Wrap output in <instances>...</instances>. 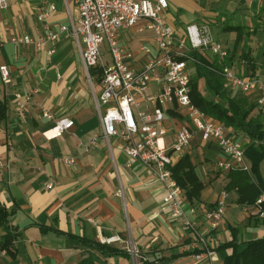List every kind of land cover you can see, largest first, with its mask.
I'll return each mask as SVG.
<instances>
[{
	"label": "crops",
	"instance_id": "crops-1",
	"mask_svg": "<svg viewBox=\"0 0 264 264\" xmlns=\"http://www.w3.org/2000/svg\"><path fill=\"white\" fill-rule=\"evenodd\" d=\"M6 2L7 8L0 9V67H7L11 82L5 84L0 74V102L6 107L0 121V205L17 238L11 250L0 247V264H78L84 259L98 264H133L126 254L104 257L81 241L102 243L116 236L122 241L132 240L143 263L210 264L208 259H195L202 248L190 239L180 220L169 218L167 212L158 214L164 191L147 168L139 162L128 167L122 142L114 138L109 148L103 139L93 93L98 94L101 87L97 81L90 84L76 41L60 31L61 26L71 25V19L76 22L75 1ZM168 4L164 18L177 38L186 35L187 27L196 25L207 28L218 43L219 37H225L227 45L234 43V50L237 33L227 31L228 26H245L246 33L256 28L260 30L258 34L264 31V2L260 0H168ZM50 5L55 6L54 11ZM224 11L229 17L221 20ZM238 11L250 21L242 25ZM43 14H47L45 19H41ZM256 20L258 25H253L251 21ZM50 32L56 33L57 39L47 40L41 48L12 43L18 36L39 40ZM118 42L126 56L125 63L136 72L149 60L144 48L157 54L154 34L147 29L146 20L120 31ZM228 47L224 48L230 55ZM51 50L55 53L49 55ZM200 55L215 68H221L212 53ZM231 68L244 78L253 73L264 74V65L256 63L257 69L252 71L237 57ZM194 71L195 66L190 63L191 77ZM158 85L152 84L151 90ZM35 90L39 93L31 94ZM226 91L229 96L243 97L255 104L253 115L261 113L256 94H243L228 86ZM16 93L32 95L24 114L18 113L14 105ZM43 110L50 112L53 119L43 118ZM62 119L73 120L74 127L62 137L44 135ZM187 123L188 118L176 104L166 108L168 146L180 126ZM232 134L241 143L247 141L240 132ZM184 154L190 156L205 184L195 204L182 196L185 208L197 209L191 219L208 234L215 264H223L231 251L222 247L233 240V230L238 231L241 244L264 237V226H256L253 206L239 204L236 191H226L229 172L219 164L228 156L215 142L203 141L196 132ZM66 159L74 160V164L67 165ZM222 191L229 194L227 208L222 226L213 231L205 214L216 207ZM5 234L0 226V241ZM111 245L126 251L123 242Z\"/></svg>",
	"mask_w": 264,
	"mask_h": 264
},
{
	"label": "built area",
	"instance_id": "built-area-1",
	"mask_svg": "<svg viewBox=\"0 0 264 264\" xmlns=\"http://www.w3.org/2000/svg\"><path fill=\"white\" fill-rule=\"evenodd\" d=\"M78 18L71 19V25L60 27L62 33H69L76 41L82 58L84 71L91 85L97 81V74L92 70L100 69V93H94V102L103 129V139L110 148L112 139L117 138L123 144V153L131 163L143 164L154 180L164 191L159 215L168 213L169 218L178 219L189 232V237L202 248L196 260L208 259L215 264V251L210 245L208 234L202 232L199 224L191 219L197 213L195 207L185 208L182 189L173 177L172 168L177 164L190 146L196 132L203 141H212L228 156L220 162L222 170H242L249 172L250 165L245 156V149L232 131L224 124L210 119L199 110L191 100V75L189 64L196 66L197 61L191 55L194 52L212 53L219 64L228 87L243 94H256L257 104L264 118V74L253 73L240 77L226 64L229 52L216 42L207 28L196 25L187 27L186 35L177 38L172 26L167 24L164 13L168 9V0H74ZM254 1V0H252ZM264 2V0H260ZM7 8L6 0H0V9ZM54 11L55 6L50 5ZM43 14L41 19H45ZM147 21V29L154 34L157 54L147 48L143 51L149 57L142 70L136 72L125 63L126 56L119 46V33L136 26L140 21ZM58 35L50 32L46 38L35 40L27 36L12 39L14 44L34 45L41 48L47 40L55 41ZM55 51L48 52L49 55ZM214 70V69H213ZM0 74L5 84L11 82L7 67H0ZM152 84H159L151 90ZM39 90L31 92L38 94ZM31 94L24 97L15 94L14 105L20 114H24L31 100ZM176 104L188 118L187 124L178 129L174 141L167 145L164 127L165 110ZM42 117L53 119V115L43 110ZM74 127L71 119L57 120L55 127L44 135L54 132L50 138L62 137ZM67 165L74 160L66 159ZM51 188V185H49ZM229 194L222 191L216 207L205 214L210 230H218L224 221ZM254 213L264 221V194L253 206ZM264 226V223L260 224ZM123 242L133 264H143L140 252L132 240L122 241L118 236L102 240L103 244Z\"/></svg>",
	"mask_w": 264,
	"mask_h": 264
},
{
	"label": "trees",
	"instance_id": "trees-1",
	"mask_svg": "<svg viewBox=\"0 0 264 264\" xmlns=\"http://www.w3.org/2000/svg\"><path fill=\"white\" fill-rule=\"evenodd\" d=\"M259 29V28H258ZM253 29L246 33L245 26H228L227 31H235L237 33V42L234 50L230 53L226 64L233 67L237 48L243 39L256 36L260 30ZM197 64L195 66L194 75L191 77V100L192 103L210 119L224 124L231 131L242 133L247 141L243 144L245 156L250 163V171L232 170L229 172V183L226 191H236L239 204H248L254 206L259 197L264 194V179L262 177V166L264 164V121L261 113L253 115L255 104H251L246 98L229 96L223 77L219 74L221 68H215L206 58L199 53L191 54ZM241 57L248 62L249 68L256 71V63L253 61L251 52H243ZM262 65H264V51L261 54ZM214 69V70H213ZM92 75L97 74V82L100 83V69L91 71ZM204 83L207 94L203 92L201 84ZM6 112L5 105L0 102V121L4 119ZM181 117L178 112L172 113ZM174 179L182 189V196L185 197L190 204H195L200 199L205 184L202 182L195 165L192 163L189 155L183 157L172 168ZM7 212L0 205V226L4 228L5 235L0 241L1 250H11L17 235L7 225ZM256 226H259L261 220L257 214ZM58 233H60L58 231ZM84 245L97 251L104 257H112L115 255H130L121 249L115 248L109 244H103L96 241L81 239ZM222 248L229 249L230 254L224 259L223 264H264V237L253 239L245 243H238V231L233 230V240ZM202 253V252H199ZM78 264H98L93 259H84ZM143 264H148L144 262Z\"/></svg>",
	"mask_w": 264,
	"mask_h": 264
},
{
	"label": "rangeland",
	"instance_id": "rangeland-1",
	"mask_svg": "<svg viewBox=\"0 0 264 264\" xmlns=\"http://www.w3.org/2000/svg\"><path fill=\"white\" fill-rule=\"evenodd\" d=\"M237 15H238V20L239 22L244 25V23L247 21L249 22L250 20H247L245 17L242 16V14L240 13V11L237 12ZM229 17V14L226 13L225 11L222 12V15L220 17L221 20L223 19H228ZM251 23L253 25H258V22L256 20L255 21H251ZM226 38L225 37H219L218 38V41L224 45L228 47L230 53L233 51V44L232 42H229V45H227L226 43ZM262 45V46H261ZM251 51L252 55L254 56V61L255 63H257L258 65H262V60L263 58L261 57V54L262 52L264 51V31L260 32L256 37H250V38H247L246 41L240 43V45L238 46L237 48V53H236V57L239 59L240 62H244L247 66H248V69L249 68V65H248V62L246 60H244L242 57H241V54L243 52H247V51ZM201 88L203 90V92L205 93V95L207 94V91L205 90V87H204V83H201ZM100 93V92H99ZM98 93V94H99ZM264 121V119H263ZM238 141L240 142L241 140L238 139ZM262 177L264 179V164L262 166ZM264 235V233H263Z\"/></svg>",
	"mask_w": 264,
	"mask_h": 264
},
{
	"label": "bare ground",
	"instance_id": "bare-ground-1",
	"mask_svg": "<svg viewBox=\"0 0 264 264\" xmlns=\"http://www.w3.org/2000/svg\"><path fill=\"white\" fill-rule=\"evenodd\" d=\"M54 134V132H50V136H52Z\"/></svg>",
	"mask_w": 264,
	"mask_h": 264
}]
</instances>
